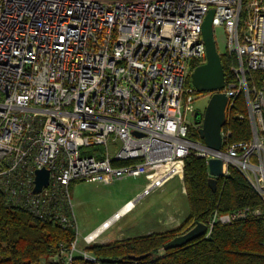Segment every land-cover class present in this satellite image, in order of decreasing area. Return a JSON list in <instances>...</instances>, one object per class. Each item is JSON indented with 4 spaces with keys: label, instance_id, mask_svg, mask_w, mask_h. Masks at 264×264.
I'll use <instances>...</instances> for the list:
<instances>
[{
    "label": "built area",
    "instance_id": "2783aa9c",
    "mask_svg": "<svg viewBox=\"0 0 264 264\" xmlns=\"http://www.w3.org/2000/svg\"><path fill=\"white\" fill-rule=\"evenodd\" d=\"M209 9L213 28L224 32V53L235 57L218 150L196 137L201 124L187 118L196 92L187 76L193 60H206L201 27ZM254 70H264V0H0L5 201L73 227L75 238L59 257L72 264L74 254L96 262L85 246L112 217L180 177L189 154L206 166L221 159L224 176L236 166L264 197V88L250 85ZM239 95L246 114H232ZM235 115L248 121L250 139L229 140L225 124ZM92 146L102 147V158L82 153ZM42 168L48 183L33 192ZM124 176L144 177L142 191L85 234L81 247L70 183ZM237 216L214 213L209 224Z\"/></svg>",
    "mask_w": 264,
    "mask_h": 264
},
{
    "label": "trees",
    "instance_id": "16d2710c",
    "mask_svg": "<svg viewBox=\"0 0 264 264\" xmlns=\"http://www.w3.org/2000/svg\"><path fill=\"white\" fill-rule=\"evenodd\" d=\"M225 82L234 79L231 66L235 57L220 53ZM192 71L198 62L190 64ZM250 85L264 88V70L250 74ZM190 82V73L187 76ZM232 114H246L242 95ZM225 127L230 141L250 139L246 119L229 118ZM199 138L198 135H196ZM83 154L102 158V147L92 146ZM208 170L203 158L189 154L184 159L183 184L188 214L176 227L138 234L111 243H91L85 248L96 262L74 254L72 264H264V199L247 177L234 165L225 177L217 179L216 190L208 185ZM75 182V181H73ZM71 182L70 185L73 183ZM242 212V213H241ZM239 214L228 222L216 220L207 236L183 245H165L197 223L205 225L212 215ZM208 226V225H207ZM73 227L63 228L48 218H39L17 206L8 205L0 191V264H64L61 251L75 238ZM139 256V259L134 257Z\"/></svg>",
    "mask_w": 264,
    "mask_h": 264
},
{
    "label": "rangeland",
    "instance_id": "374dc122",
    "mask_svg": "<svg viewBox=\"0 0 264 264\" xmlns=\"http://www.w3.org/2000/svg\"><path fill=\"white\" fill-rule=\"evenodd\" d=\"M214 38L219 53H224V32L221 27L214 29ZM208 98L209 97L206 93L195 92L193 94L192 102L194 110H203ZM192 115L191 112H188L187 118L192 119ZM144 185L145 181L141 176H124L122 178L114 179L107 184L88 181L73 182L69 187V193L78 233V240L80 241L83 235L88 233L82 232L83 230L90 231L95 228L101 220L114 212L123 202L132 198L138 191H141ZM257 192L263 197L258 190ZM153 212L156 214L155 219L161 222L163 220L162 217L164 216L163 213L169 215L167 218L169 219V221H167V224L169 225V227L167 226L168 228L176 227V221H173V218H179L181 223V221L187 216L188 203L183 184V174L180 177L170 179L161 188L153 191L150 195L140 200V203L135 205L134 209L129 214L126 216L123 215L114 220L111 223V227L100 239L103 240L106 235H108L111 236V242H114L116 241V233H119L121 234L120 236L124 237L127 235L133 236L147 233L146 231L149 232L152 226H145L146 224L144 222L145 219H150ZM177 213L178 215L174 216V214ZM152 220L154 221V219ZM170 221L172 222L169 223ZM209 222L207 225L210 226ZM139 224H143L144 226L139 227ZM163 228L165 229L166 225L162 228L158 227L157 229L163 230ZM210 229L211 226H207L206 232H210ZM80 246L82 247L84 244H80Z\"/></svg>",
    "mask_w": 264,
    "mask_h": 264
},
{
    "label": "water",
    "instance_id": "95a60500",
    "mask_svg": "<svg viewBox=\"0 0 264 264\" xmlns=\"http://www.w3.org/2000/svg\"><path fill=\"white\" fill-rule=\"evenodd\" d=\"M214 10L209 9L204 17L201 27V35L205 46L206 60L198 64L190 73L191 84L198 93H208L209 98L203 110L196 109L193 114V122L201 124L198 129L199 138L204 144L214 150L221 147L220 130L225 123V106L227 96L223 91L225 86V76L220 59V53L214 38L213 28ZM222 160L218 158L210 159L207 164L208 168V185L215 191L217 179L225 177L222 171ZM48 183V170L37 169L34 175L33 192H38ZM207 226L203 223H197L185 233L180 234L170 240L167 247L183 245L206 233ZM140 257H134L139 259Z\"/></svg>",
    "mask_w": 264,
    "mask_h": 264
},
{
    "label": "crops",
    "instance_id": "0c3cea01",
    "mask_svg": "<svg viewBox=\"0 0 264 264\" xmlns=\"http://www.w3.org/2000/svg\"><path fill=\"white\" fill-rule=\"evenodd\" d=\"M142 177V176H141ZM143 179H144V181H145V178L143 177ZM78 181V180H77ZM99 183H101V182H99ZM104 184H107V183H104ZM69 187H70V185H69ZM144 187V186H143ZM143 189V188H142ZM142 191V190H141ZM141 191H138L132 198H130V199H127L125 202H123L122 203V205L120 206V207H118L114 212H112L109 216H107L106 218H104L103 220H101L99 223H98V225L99 224H101L104 220H106L107 218H109L110 216H112V214H114L117 210H119L120 208H122L128 201H130V200H133V198H135L138 194H140V192ZM138 203H140V201L138 202ZM137 203V204H138ZM136 204V205H137ZM134 208H132L129 212H127L126 214H124L125 216L127 215V214H129L132 210H133ZM164 214V216L162 217L163 218V220H162V222L161 221H158V220H156L155 219V217H156V214H155V212H153L152 213V216L150 217V219H145V226H152V228L149 230V232H152V231H157L158 229V227L159 228H162L163 226H165L166 225V228H168L169 227V225L167 224V221H169V219H167L168 218V216L169 215H166L165 213H163ZM176 215H178V213L177 214H174V216H176ZM178 217V216H177ZM176 217V218H177ZM154 219V221L152 220V219ZM166 218V219H165ZM173 221H176V226L177 225H179V223H180V220H179V218H177V219H174L173 218ZM172 221H170L169 223H171ZM97 225V226H98ZM96 226V227H97ZM141 226H144L143 224L141 225V224H139V227H141ZM161 226V227H160ZM168 226V227H167ZM95 227V228H96ZM111 227V225L107 228V229H105L104 231H103V233H101L96 239H95V241L94 242H97V243H111V236H108V235H106V237L103 239V240H101L100 238L102 237V235L109 229ZM94 229V228H93ZM93 229H91V230H93ZM153 229V230H152ZM164 229V228H163ZM90 230V231H91ZM152 230V231H151ZM162 230V229H161ZM90 231H82V232H90ZM147 233H148V231H146ZM85 235V234H84ZM83 235V236H84ZM121 234H119V233H116V237H115V240H119V239H123V238H125V237H130V236H120ZM132 236V235H131ZM134 236V235H133ZM100 239V240H99ZM79 243L81 244V245H83L84 244V241H83V239L81 238V240L79 241Z\"/></svg>",
    "mask_w": 264,
    "mask_h": 264
},
{
    "label": "bare ground",
    "instance_id": "6f19581e",
    "mask_svg": "<svg viewBox=\"0 0 264 264\" xmlns=\"http://www.w3.org/2000/svg\"><path fill=\"white\" fill-rule=\"evenodd\" d=\"M122 213V212H121ZM115 219H117L115 216L111 218V222H113Z\"/></svg>",
    "mask_w": 264,
    "mask_h": 264
},
{
    "label": "flooded vegetation",
    "instance_id": "af4514ba",
    "mask_svg": "<svg viewBox=\"0 0 264 264\" xmlns=\"http://www.w3.org/2000/svg\"><path fill=\"white\" fill-rule=\"evenodd\" d=\"M206 95L209 97V94L208 93H206Z\"/></svg>",
    "mask_w": 264,
    "mask_h": 264
}]
</instances>
